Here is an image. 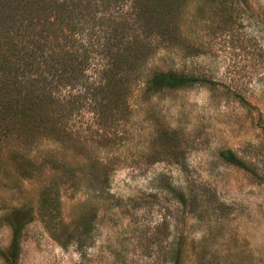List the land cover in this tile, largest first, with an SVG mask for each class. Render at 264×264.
<instances>
[{"label": "rangeland", "instance_id": "obj_1", "mask_svg": "<svg viewBox=\"0 0 264 264\" xmlns=\"http://www.w3.org/2000/svg\"><path fill=\"white\" fill-rule=\"evenodd\" d=\"M227 3L225 16L218 0H193L182 46L162 47L149 61L214 83L148 99L135 91L126 117L104 133L115 142L112 151L90 148L89 155L114 162L90 232L73 230L78 198H62L49 217L38 203L37 180L0 172V250L11 242L8 216L28 202L33 221L24 228L18 264H174L178 254L181 264H196L198 252L222 263L264 264V0ZM89 123L86 114L75 125L96 142L102 137L91 135ZM222 150L249 170L221 161ZM68 234L82 245L67 243Z\"/></svg>", "mask_w": 264, "mask_h": 264}, {"label": "trees", "instance_id": "obj_2", "mask_svg": "<svg viewBox=\"0 0 264 264\" xmlns=\"http://www.w3.org/2000/svg\"><path fill=\"white\" fill-rule=\"evenodd\" d=\"M192 2L0 0V172H12L21 181L37 180L42 185L38 203L49 217L62 198H78L73 230L82 225L90 232L86 228L114 171L112 158L89 155L90 148L95 153L112 151L115 142L104 133L126 117L135 91L148 99L167 90L214 83L149 65L160 48L182 46L184 15ZM226 3L218 0L216 5L225 16L230 7ZM234 97L250 106L242 95ZM86 114L88 126L95 128L91 135L102 137L96 142H89L83 126L75 125ZM168 139L164 137L165 151L171 152ZM218 157L249 170L231 150L220 151ZM178 196L186 206L184 193ZM26 203L8 216L11 242L6 251L0 250L5 264H18L24 228L33 221ZM66 241L82 245L78 235L68 234ZM179 255L173 257L174 264H181ZM215 258L195 255L196 264L235 262Z\"/></svg>", "mask_w": 264, "mask_h": 264}]
</instances>
